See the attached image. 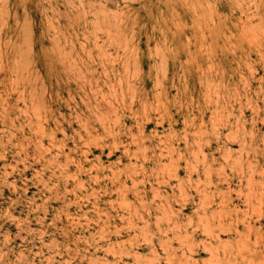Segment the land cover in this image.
Segmentation results:
<instances>
[{"label": "rangeland", "instance_id": "rangeland-1", "mask_svg": "<svg viewBox=\"0 0 264 264\" xmlns=\"http://www.w3.org/2000/svg\"><path fill=\"white\" fill-rule=\"evenodd\" d=\"M199 263L264 264V0H0V264Z\"/></svg>", "mask_w": 264, "mask_h": 264}, {"label": "crops", "instance_id": "crops-1", "mask_svg": "<svg viewBox=\"0 0 264 264\" xmlns=\"http://www.w3.org/2000/svg\"><path fill=\"white\" fill-rule=\"evenodd\" d=\"M227 191L225 190V188H208V189H201V191H190L189 192V199H188V203L189 205H186L184 207H187L189 206L190 207V216L192 218L191 222H190V219H189V214H185L182 210H180V208H182V201H176V203L178 204V207H173L174 210H176L175 212H177V218L175 219V222L174 224L176 226H178V229H180L179 231H175V237L176 239L174 240V247L176 248V253L178 254V256H181V254L183 252H185L186 254H188V246L190 244H199L197 246V248L194 249V252L195 254L196 253H200V252H203V247H204V244L203 243H200L201 241H204V243L206 244V246H208V244H211L213 245V239L214 238H211V237H208V236H201L200 234L202 233L204 227H206V224H208V227L210 226L211 228H213V231L212 233L214 235H216L218 232L215 231L214 229L215 228H218L219 227V221H213L211 222L209 220V222H207V220H203V221H199L198 220V214H194L193 210L194 209H197V208H200L201 207V201L203 199H207L206 203H207V206L208 204H210V208H207L205 211L206 212H210L212 211V209L216 210L219 208V203L222 202L223 200H230V198L228 197V194L226 193ZM176 197H177V193H176ZM232 198L231 199H234L235 196H231ZM181 211V213L179 212ZM179 212V213H178ZM203 210H199V213H202ZM232 223V226H229L231 227L230 229L233 231L234 234H232L230 236V238L232 239V242L235 243V240L237 238L236 234H235V219H226L224 220L223 222V225L224 224H229V223ZM173 224V226H174ZM197 228L198 230L195 232V233H192L193 229ZM238 228L239 229H242L241 225L239 226L238 225ZM193 234L195 236H191V238L189 240H186L185 242H183V240H179V236H181V238H185V236L187 234ZM174 236V233L173 235H171L170 237H173ZM225 239V238H224ZM202 257V256H201ZM200 264V263H199Z\"/></svg>", "mask_w": 264, "mask_h": 264}, {"label": "bare ground", "instance_id": "bare-ground-1", "mask_svg": "<svg viewBox=\"0 0 264 264\" xmlns=\"http://www.w3.org/2000/svg\"><path fill=\"white\" fill-rule=\"evenodd\" d=\"M20 2V1H19ZM17 30V29H16ZM29 37H31V36H29ZM30 39V38H29ZM27 43V42H26ZM22 45V44H21ZM29 52V51H28ZM21 58V57H20ZM29 61V60H28Z\"/></svg>", "mask_w": 264, "mask_h": 264}]
</instances>
